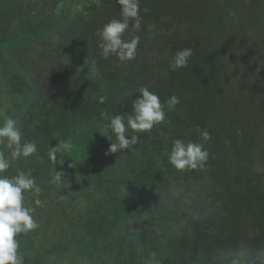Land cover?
I'll list each match as a JSON object with an SVG mask.
<instances>
[{
	"label": "trees",
	"instance_id": "1",
	"mask_svg": "<svg viewBox=\"0 0 264 264\" xmlns=\"http://www.w3.org/2000/svg\"><path fill=\"white\" fill-rule=\"evenodd\" d=\"M45 2L0 0V96L21 142L37 144L6 172L41 189L25 194L39 228L17 237L24 264H146L152 253L159 264H219L221 249L264 247V0H140L141 30L125 34L140 43L125 62L104 58L97 35L121 18L116 0ZM185 47L193 56L173 71ZM141 87L180 103L105 155L115 136L99 132L101 112L132 114ZM198 128L211 137L205 167L176 170L172 141H199ZM60 140L72 148L52 162Z\"/></svg>",
	"mask_w": 264,
	"mask_h": 264
},
{
	"label": "clouds",
	"instance_id": "2",
	"mask_svg": "<svg viewBox=\"0 0 264 264\" xmlns=\"http://www.w3.org/2000/svg\"><path fill=\"white\" fill-rule=\"evenodd\" d=\"M120 6V19H112L100 29L97 35L100 38L101 55L104 58L116 57L120 62L132 61L136 58L140 43V36L133 35L125 38L129 31L138 33L141 30L142 17L140 16V0H116ZM131 22V26H130ZM193 56L192 48L178 49L172 54L169 67L175 71L188 66ZM140 98L133 102L132 114L110 115L107 110L101 112L102 124L99 132L107 137L111 132L115 136V142L109 145L105 155L116 154L136 145L140 137L132 133H147L166 118L165 108L173 111L179 105L180 98L172 95L164 103L159 96L150 91L148 87L136 89ZM106 96L99 97V103L107 101ZM199 132V141L174 139L170 152L167 153L169 163L179 171L203 169L209 159V152L205 143L211 139L205 130ZM21 132L18 121L7 117L0 124V145L9 151L0 150V264H24V257L20 254L18 236L29 233L39 228L34 218V207L26 206V193L39 196L41 189L35 178L30 173L18 171L14 176L6 175L11 167V162L28 158L37 152V144L33 141L21 142ZM72 148L70 141L60 140L48 150V157L52 162L57 161L58 154L68 153ZM62 165L65 161H61ZM74 167V163L70 165ZM65 173L55 171L54 183L62 182ZM37 207L42 205L40 199L34 201ZM219 264H264V247L253 248L245 243L235 248L221 249L218 252ZM146 264H159L156 254L152 253Z\"/></svg>",
	"mask_w": 264,
	"mask_h": 264
},
{
	"label": "rangeland",
	"instance_id": "3",
	"mask_svg": "<svg viewBox=\"0 0 264 264\" xmlns=\"http://www.w3.org/2000/svg\"><path fill=\"white\" fill-rule=\"evenodd\" d=\"M47 0H10L11 4H33L36 2H40V4H42V7H46L48 4L45 2ZM55 43L56 45H60V41L58 39L55 38ZM55 47V46H54ZM43 76L44 80H48V76L44 73L41 74ZM1 92V91H0ZM11 104L8 102V100L6 98H4L3 96H0V115L2 117L7 118L10 117V115L7 113V108L10 106Z\"/></svg>",
	"mask_w": 264,
	"mask_h": 264
}]
</instances>
